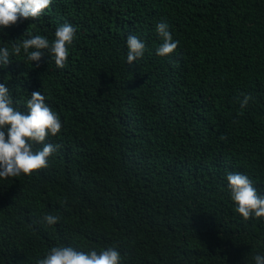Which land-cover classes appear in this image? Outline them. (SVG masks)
Returning <instances> with one entry per match:
<instances>
[{
	"label": "trees",
	"instance_id": "obj_1",
	"mask_svg": "<svg viewBox=\"0 0 264 264\" xmlns=\"http://www.w3.org/2000/svg\"><path fill=\"white\" fill-rule=\"evenodd\" d=\"M160 22L179 41L167 56ZM65 23V68L48 50L38 66L21 51L0 67L14 107L40 91L62 123L47 168L0 179V264H36L54 246H113L122 264H254L264 218L235 211L226 175L264 195V0H52L0 30V48L51 42ZM129 35L146 45L131 65Z\"/></svg>",
	"mask_w": 264,
	"mask_h": 264
},
{
	"label": "clouds",
	"instance_id": "obj_2",
	"mask_svg": "<svg viewBox=\"0 0 264 264\" xmlns=\"http://www.w3.org/2000/svg\"><path fill=\"white\" fill-rule=\"evenodd\" d=\"M52 0H0V30L17 24L21 20L39 18L49 8ZM76 29L65 23L56 28L54 39L50 42L44 36L31 35L22 42H12L11 48H0V67L11 63L10 57L19 56L21 51L28 61H35L37 66L48 50L57 68L63 69L68 61V45L75 37ZM161 45L156 49L159 56L173 53L179 41L173 39L166 22L156 25ZM127 64L142 58L146 45L135 35L127 37ZM31 50V51H30ZM239 100L240 109L247 107L253 99L244 93ZM27 111L13 106L10 90L0 83V179L17 177L21 174L31 175L33 172L49 166V157L62 146L45 143L46 138L56 136L62 128L59 115L45 102L40 91H34L26 102ZM242 114L241 113H238ZM42 145V148H37ZM227 187L231 199L235 203V211L245 220L264 218V195H259L253 181L241 172H229L226 175ZM59 215L45 214L39 218L41 224L55 225ZM254 264H264V255L257 253L252 257ZM36 264H122V256L116 247L80 251L72 246H54L47 254L36 261Z\"/></svg>",
	"mask_w": 264,
	"mask_h": 264
}]
</instances>
